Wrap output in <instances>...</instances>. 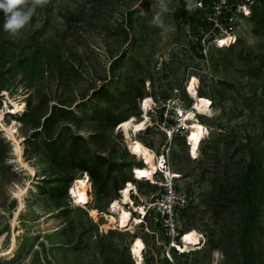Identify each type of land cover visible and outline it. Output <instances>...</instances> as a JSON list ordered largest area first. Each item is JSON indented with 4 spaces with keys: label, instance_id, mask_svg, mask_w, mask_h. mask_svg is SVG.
<instances>
[{
    "label": "rangeland",
    "instance_id": "obj_1",
    "mask_svg": "<svg viewBox=\"0 0 264 264\" xmlns=\"http://www.w3.org/2000/svg\"><path fill=\"white\" fill-rule=\"evenodd\" d=\"M184 2L28 0L24 10L35 13L16 33L4 29L0 11V253L14 235L18 247L0 264H136L137 236L146 242L143 264H264V34L253 18L240 24L239 44L212 47L209 67L180 24ZM257 9L264 20V2ZM194 76L213 104L211 115H198L209 133L193 159L185 112L195 107L187 92ZM146 99L150 121L137 137L179 175L174 187L186 203L176 207V233L204 234L188 254L170 255L173 221L158 210L131 231L90 212L107 211L128 180L138 204L167 191L162 174L158 184L135 180L143 161L119 129L144 117ZM23 101L15 114L14 102ZM87 173L92 201L83 208L69 191Z\"/></svg>",
    "mask_w": 264,
    "mask_h": 264
},
{
    "label": "bare ground",
    "instance_id": "obj_2",
    "mask_svg": "<svg viewBox=\"0 0 264 264\" xmlns=\"http://www.w3.org/2000/svg\"><path fill=\"white\" fill-rule=\"evenodd\" d=\"M199 79L194 76L190 79L187 89L188 94L195 99V107L191 108L185 113H188L186 124L190 128L187 142L189 145V152L191 157L199 158L201 154V146L203 142L206 140V137L209 133V129L198 119V115H211L212 113V101L208 97L199 93L198 85ZM9 102H5V106L8 107ZM143 109L146 112L144 117L141 120H137L135 116H131L123 121H121L119 125V129L124 132L125 137L128 139V146L130 150L137 154V156L143 161V165L136 166L133 171L134 174H137V181L142 182H150L156 183V176L160 171V167H163V159L160 158V155L156 153L154 149L144 143L141 139L137 137L140 132L145 131L148 128V124L150 121L149 113H147L149 100L146 99L142 101ZM15 113H20L25 111L26 102L22 103L14 102ZM183 115L185 114L183 110H181ZM0 121H3V113L0 112ZM183 121V119H182ZM12 126L9 127L11 133L15 132L16 123L18 120L13 118L11 120ZM10 122V123H11ZM22 155V153H21ZM166 157V156H165ZM22 162L24 165L28 166L26 160L23 158ZM32 175L37 176L36 170L32 168L30 170ZM172 177H177L179 175L173 174L171 172ZM164 184L162 183V186ZM93 190V186L90 179V174H84L83 176L77 177L69 191V196L72 197L74 203L76 205L82 206L83 208H87L88 204L92 201L91 192ZM137 190V186L135 182L132 180H128L122 190L120 191V196L113 199L109 204L107 211H102L97 207L91 208V214L97 219L101 216L107 217L109 221L110 228H118L121 231H131L134 230L137 226L142 225L145 222L146 217L143 219L144 215L147 212L146 203L138 204L134 198V191ZM23 191L21 190L18 193L21 196ZM137 193V192H136ZM26 203L22 199L19 209L15 213V217L13 219V225L16 226L21 214L25 210ZM138 214H136V213ZM182 235H185L182 241L186 244L187 248L199 247L200 243V233L197 229L192 228L184 232ZM17 238L14 235L12 239V244L3 253H0V257L4 255H12L14 256L17 251ZM146 250V242L141 236H137L134 238L131 246V254L135 259L136 264H143L145 259L144 253Z\"/></svg>",
    "mask_w": 264,
    "mask_h": 264
},
{
    "label": "built area",
    "instance_id": "obj_3",
    "mask_svg": "<svg viewBox=\"0 0 264 264\" xmlns=\"http://www.w3.org/2000/svg\"><path fill=\"white\" fill-rule=\"evenodd\" d=\"M188 1L189 11L185 16L180 17V24L185 29L184 31L191 43L195 56H199L209 67L211 64L210 51L212 47L224 50L238 45L243 37L238 34V30L241 28L240 24L248 20L252 21L256 8L263 3V0ZM187 86L189 88V85ZM178 113L180 117H182V112ZM176 127L178 129L180 128L178 122L173 124L170 128L172 134L176 132ZM160 158L163 159V167H160L158 174L163 175L164 180L161 183L164 184L163 187H166L167 191L162 199L160 198L145 204L147 212L143 214V219L152 211L155 212V210L165 215L168 223L171 219L173 221L172 229L174 232V240L171 244L170 255L171 250H175L179 254H188L197 249H194V247L187 248L186 244L182 241L185 235H182L183 233L181 235L177 234L174 226L176 207L180 202L184 205L186 201L180 198L174 187V177L171 176L172 171L171 167L168 165L167 158L164 154L160 155ZM134 171L136 170L134 169ZM135 177H137V174H134V178ZM135 180H137V178H135ZM155 184H158L157 179ZM175 236H179L181 241L175 239ZM203 240L204 234L200 233L201 245L203 244ZM201 245L197 248H200Z\"/></svg>",
    "mask_w": 264,
    "mask_h": 264
},
{
    "label": "clouds",
    "instance_id": "obj_4",
    "mask_svg": "<svg viewBox=\"0 0 264 264\" xmlns=\"http://www.w3.org/2000/svg\"><path fill=\"white\" fill-rule=\"evenodd\" d=\"M28 0H0V11L5 16L4 29L16 33L24 28L35 13V8L24 10ZM38 5H45L47 0H35Z\"/></svg>",
    "mask_w": 264,
    "mask_h": 264
},
{
    "label": "trees",
    "instance_id": "obj_5",
    "mask_svg": "<svg viewBox=\"0 0 264 264\" xmlns=\"http://www.w3.org/2000/svg\"><path fill=\"white\" fill-rule=\"evenodd\" d=\"M97 1H99V0H97ZM263 2H264V0H263ZM188 5H189V1L185 0V2L183 3V7L179 9V16L180 17L185 16L187 14V12L189 11ZM257 12H258V9L256 8L255 14H254V18L255 19L253 18V20L255 21V23L258 26V29L256 28L257 29L256 31L258 33L264 34V20L263 19H258V17L256 16Z\"/></svg>",
    "mask_w": 264,
    "mask_h": 264
},
{
    "label": "snow or ice",
    "instance_id": "obj_6",
    "mask_svg": "<svg viewBox=\"0 0 264 264\" xmlns=\"http://www.w3.org/2000/svg\"><path fill=\"white\" fill-rule=\"evenodd\" d=\"M223 43V42H222Z\"/></svg>",
    "mask_w": 264,
    "mask_h": 264
}]
</instances>
